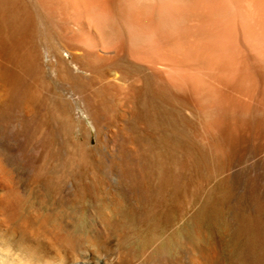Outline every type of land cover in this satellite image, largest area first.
<instances>
[{
  "label": "rangeland",
  "instance_id": "1",
  "mask_svg": "<svg viewBox=\"0 0 264 264\" xmlns=\"http://www.w3.org/2000/svg\"><path fill=\"white\" fill-rule=\"evenodd\" d=\"M58 5L0 0V178L10 182L0 179L5 242L31 213L51 215L74 236L89 235L110 213L111 228L139 257H178L217 241L227 264H264V187L245 178L248 163L218 160L178 130L172 139L179 144L158 152L144 145L150 136L121 130L119 111L96 119L91 84L74 79L78 66L57 49L65 46ZM64 82L78 87L79 103Z\"/></svg>",
  "mask_w": 264,
  "mask_h": 264
},
{
  "label": "bare ground",
  "instance_id": "2",
  "mask_svg": "<svg viewBox=\"0 0 264 264\" xmlns=\"http://www.w3.org/2000/svg\"><path fill=\"white\" fill-rule=\"evenodd\" d=\"M52 1L64 25L65 46L57 49L78 66L71 68L74 79L91 84L96 119L119 111L121 130L150 136L144 145L165 154L171 142L179 144L172 139L178 130L218 160L247 162L245 178L264 187V0ZM70 82L63 89L79 103ZM111 217L104 215L89 235L74 236L51 215L31 213L11 231L10 243L0 222V264L228 263L217 241L178 257H139L111 228Z\"/></svg>",
  "mask_w": 264,
  "mask_h": 264
}]
</instances>
